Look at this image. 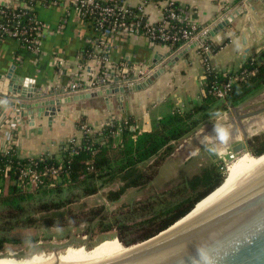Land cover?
<instances>
[{"label":"trees","instance_id":"1","mask_svg":"<svg viewBox=\"0 0 264 264\" xmlns=\"http://www.w3.org/2000/svg\"><path fill=\"white\" fill-rule=\"evenodd\" d=\"M12 3L6 8L1 7L5 11L1 21H12L13 14L23 10L25 14L20 15L18 20L23 25L32 26L34 1L22 0L18 2L20 7L16 10L12 9ZM30 36H34V32ZM177 46L174 45L173 49ZM200 53L202 60H205L203 50ZM203 66L201 88L204 93L199 102L187 109L175 110L159 117L144 131H131L134 121L129 117L119 125L104 126L91 134H82L79 126L85 121L79 119L77 129L81 135L78 140L63 143L57 154L42 157L38 168H57L58 172L53 177L45 178L43 185L35 191L19 187L18 176L19 169L27 161H38L39 158H20L14 151H0V168L8 166L7 191L0 195V253L8 244L34 243L32 237L12 236L15 230L77 228L81 225L94 227L99 233L114 231L115 240L123 246H129L166 229L217 188L226 174L221 165L214 161L199 174L184 177L179 190L122 206L113 213L105 212L103 205L72 207L79 198L93 196L114 183L120 186L105 194L107 202L118 201L129 189L149 185L157 169L174 153L183 139L202 124L240 106L264 90V49L252 54L234 71L212 66L206 68L204 63ZM241 72L245 73V77L238 79ZM224 84H229V88L224 97L218 98L213 90ZM112 134H117L115 140ZM246 147L254 157L263 154L264 134L252 137ZM175 197L178 199L173 200ZM86 233L90 234V229ZM141 244L124 249L129 250Z\"/></svg>","mask_w":264,"mask_h":264},{"label":"crops","instance_id":"2","mask_svg":"<svg viewBox=\"0 0 264 264\" xmlns=\"http://www.w3.org/2000/svg\"><path fill=\"white\" fill-rule=\"evenodd\" d=\"M11 1L18 4L22 0ZM171 1L184 10L187 23L199 30H207L225 19L245 0ZM126 2L134 8L141 4V0ZM161 6L156 3L144 5L143 17L150 23L160 21ZM250 7L253 9L246 7L245 14L236 17L211 38L212 53L208 55L205 52V60H202L200 53L204 48H195L165 70L149 87L125 93L122 98L117 94L112 95L108 101L109 108L102 97L67 104L55 116L51 128L47 118H35L33 124L29 125L27 118L16 120L6 111L7 116L0 118V151H14L20 158L45 157L57 154L60 145L68 140H78L81 135L77 129L79 119H83L91 130L97 131L106 123L119 125L123 119L132 117L134 126L130 130L144 131L159 117L198 103L202 96L203 62L210 67L234 71L251 58L252 52L258 53L264 49V0L251 2ZM32 11L46 27L40 38V50L34 54L14 39L0 38V75L11 71L25 79H32L37 92H50L52 95L60 93L63 88L68 91L69 83L78 75L89 79L95 63L87 61L84 69L78 68L80 54L93 37L89 25L69 7L68 0L37 2ZM242 36L246 38L245 45L241 42ZM106 48L111 62L123 69L125 66L150 63L155 57L161 58V68L171 54L166 47L152 45L142 36H116L106 42ZM245 48L249 52L243 59ZM55 59L67 63L68 68H58L54 64ZM190 146L189 142L177 146L170 157Z\"/></svg>","mask_w":264,"mask_h":264},{"label":"water","instance_id":"3","mask_svg":"<svg viewBox=\"0 0 264 264\" xmlns=\"http://www.w3.org/2000/svg\"><path fill=\"white\" fill-rule=\"evenodd\" d=\"M258 0H245L236 7L225 19L207 29L206 34L199 37L181 52L168 55V62L140 83L128 86H113L98 91L80 94H68L63 88L60 93L37 92L35 81L13 74L9 71L0 75V118L9 116L16 120L27 118L31 125L35 118H47L51 128L53 120L62 106L67 104L102 97L109 108V99L117 94L122 98L125 93L143 90L195 48H207V54L212 53L211 38L223 30L236 17L246 13V7ZM11 0H0V7L6 8ZM253 9V8H252ZM243 45L246 38L241 37ZM249 52L244 49L245 59ZM252 54H255L252 52ZM166 58V59H167ZM161 58L155 57L151 65H159ZM116 81V79H114ZM5 92V95H2ZM245 141L247 137H244ZM230 145V143H229ZM225 154L237 155L243 150V143L229 146ZM205 153L211 160L219 158L214 145L205 148ZM257 156L256 158L261 157ZM254 157V156H253ZM224 181V180H223ZM189 214V215H188ZM166 229L154 236L137 242L144 244L127 256L99 264H264V157L241 169L215 188L210 194L197 202L194 208ZM188 215V216H187ZM183 224L167 232L183 218ZM160 236V237H159ZM68 244L52 247L54 253L59 252Z\"/></svg>","mask_w":264,"mask_h":264},{"label":"built area","instance_id":"4","mask_svg":"<svg viewBox=\"0 0 264 264\" xmlns=\"http://www.w3.org/2000/svg\"><path fill=\"white\" fill-rule=\"evenodd\" d=\"M35 3H45L47 0H30ZM148 3L162 4L161 20L150 23L143 17L144 5ZM69 7L72 8L78 16L85 21L93 33V37L88 40L87 46L83 49L79 57L78 68L84 69L87 61H93L95 64L86 79L82 75L71 81L68 86V94L89 93L106 89L113 86H128L133 83H140L147 79L153 71L159 66L151 63L129 66L123 69L118 68L115 63L111 62L108 57L106 42L113 37H145L152 45L163 46L169 49L171 54H177L189 46L193 41L206 34V29H197L190 25L184 18V10L175 5L171 0H141V4L134 8L127 4L126 0H68ZM10 5V4H9ZM20 4H13L12 9L16 10ZM19 14H13V20L1 21V16L5 11L0 7V38H11L19 43L22 47L34 54L40 50V38L46 30V27L39 22L35 15L31 18L34 23L32 26H26L18 20L24 11L20 10ZM34 32V36H30ZM174 45H178L173 49ZM89 47V50H86ZM207 52L204 48L203 53ZM204 63V62H203ZM54 64L60 68H68L67 63L55 59ZM206 68H209L206 65ZM245 73L241 72L238 79H243ZM116 79V81H114ZM229 84H224L215 88L213 94L218 98L224 97ZM204 91L201 90L203 95ZM104 126H113L109 123ZM103 126V127H104ZM82 134H91L94 132L86 124L79 126ZM117 134H112L115 140ZM75 139L67 142L72 143ZM11 150H3L8 152ZM231 153L229 159H233ZM43 158L39 157L38 161L30 159L19 169V187L27 188L29 191H35L43 185L45 178L54 176L57 168L39 167V162ZM8 166L0 168V195L7 191L6 171Z\"/></svg>","mask_w":264,"mask_h":264},{"label":"rangeland","instance_id":"5","mask_svg":"<svg viewBox=\"0 0 264 264\" xmlns=\"http://www.w3.org/2000/svg\"><path fill=\"white\" fill-rule=\"evenodd\" d=\"M234 109L236 110L230 109L228 112L202 124L188 138L183 139L178 146L187 145V142L191 143V146L186 149L182 148L180 152L162 163L149 185L139 189H129L118 201L107 202L105 194L108 191L118 189L120 186L119 183H114L102 188L93 196L79 198L72 207L76 209L103 205L105 212L113 213L122 206L156 198L167 191L179 190L184 177L190 178L199 174L204 167L209 166L214 161L221 165L223 173L227 175L234 162L249 157L246 147L247 141L254 136L264 134V90ZM242 132L247 137L246 141ZM235 138H239V140H235ZM228 139L231 140L230 145L228 144L230 147L239 142L243 143V150L234 155L233 159L228 157L230 149L228 154L224 155L225 150L223 152L222 147L218 144L220 141L225 142ZM212 145L218 146L217 150L222 153L216 160H211L205 153V148ZM176 199L178 198H173V200ZM89 229L90 234H87L86 231ZM12 236L17 238L32 237L35 241L34 243L17 245L8 244L0 253V258L16 261H41L46 264L83 263L88 259L102 258V256L116 254L124 249L123 245L115 240L114 231L99 233L94 227H87L86 225L77 228L15 230ZM65 244H68V247H64L57 253L52 251V247Z\"/></svg>","mask_w":264,"mask_h":264},{"label":"bare ground","instance_id":"6","mask_svg":"<svg viewBox=\"0 0 264 264\" xmlns=\"http://www.w3.org/2000/svg\"><path fill=\"white\" fill-rule=\"evenodd\" d=\"M243 133V132H242ZM243 136L245 137L244 133H243ZM229 137V136H228ZM227 139V138H226ZM235 140H239V138H235ZM229 142H231V140H226L225 142H221L218 143L220 144V147H222L223 149V152H224V148L228 146ZM216 150L218 148L215 147ZM217 152L219 153V150H217ZM219 154H222V153H219ZM225 154V152H224ZM248 155H250L248 153ZM251 156V157H250ZM249 157H246L245 159H243L242 161H238V162H234V164L232 165V167L229 169V171L227 172V175L224 179V181H226L229 177H231L232 175H234L235 173H237L238 171H240L241 169L245 168L246 166H248L249 164L255 162L256 160L264 157V155H262L261 157L259 158H256V157H253L252 155H250ZM223 181V182H224ZM222 184V183H221ZM189 215V214H188ZM187 215V216H188ZM187 216L185 218H183L182 220H180L178 223H176L174 226H172L169 230H167V232H164L162 233L161 235H164L165 233H168L174 229H176L178 226H180L181 224L184 223V221L186 220ZM160 237V236H159ZM154 240V239H153ZM151 240V241H153ZM151 241H148V242H145L144 244H141L135 248H132V249H124V250H120L118 253H114V254H110V255H107V256H102V258H96V259H88L86 260L85 262L83 263H62V264H99V263H103V262H106V261H112L114 259H119V258H123L125 256H127L128 254H130V252H133L134 250H137L141 247H144L146 246L148 243H150ZM0 264H46V263H43L41 261H36V262H30V261H16V260H12V259H6V258H0ZM50 264V263H49Z\"/></svg>","mask_w":264,"mask_h":264},{"label":"flooded vegetation","instance_id":"7","mask_svg":"<svg viewBox=\"0 0 264 264\" xmlns=\"http://www.w3.org/2000/svg\"><path fill=\"white\" fill-rule=\"evenodd\" d=\"M228 147V146H227ZM224 150H226V149H224Z\"/></svg>","mask_w":264,"mask_h":264}]
</instances>
